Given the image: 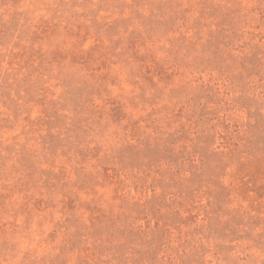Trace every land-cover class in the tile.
I'll return each mask as SVG.
<instances>
[{
  "label": "rangeland",
  "instance_id": "rangeland-1",
  "mask_svg": "<svg viewBox=\"0 0 264 264\" xmlns=\"http://www.w3.org/2000/svg\"><path fill=\"white\" fill-rule=\"evenodd\" d=\"M0 264H264V0H0Z\"/></svg>",
  "mask_w": 264,
  "mask_h": 264
}]
</instances>
